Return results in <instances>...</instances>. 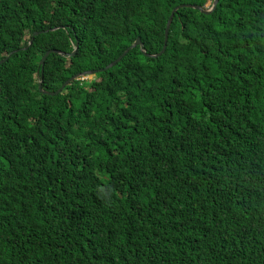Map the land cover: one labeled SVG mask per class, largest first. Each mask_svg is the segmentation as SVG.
<instances>
[{
	"label": "trees",
	"instance_id": "obj_1",
	"mask_svg": "<svg viewBox=\"0 0 264 264\" xmlns=\"http://www.w3.org/2000/svg\"><path fill=\"white\" fill-rule=\"evenodd\" d=\"M182 3L0 0V264H264V0Z\"/></svg>",
	"mask_w": 264,
	"mask_h": 264
},
{
	"label": "water",
	"instance_id": "obj_2",
	"mask_svg": "<svg viewBox=\"0 0 264 264\" xmlns=\"http://www.w3.org/2000/svg\"><path fill=\"white\" fill-rule=\"evenodd\" d=\"M218 2H219V0H214V3H213L214 5H213V8H212L211 10H205V9H204L203 7H201V6H196V5H193V4H187V3H186V4H182V5H178V6H176V7L172 10L171 15H170V17H169V19H168V21H167L166 30H165V44H164V48H163L162 52L164 51V49H165L166 46H167L168 36H169V31H170L171 23H172V21H173V18H174L175 12H176L180 7H182V6H190V7H193V8L199 9V10H201L202 12L210 13V12H212V11L216 8V6L218 5ZM139 43H140V39L138 38L135 44H139ZM76 50H77V49H75V50L73 51V53H71V54H72V55L75 54ZM53 51H56V50H52V49L48 50V51L45 53V55L42 57V59H41V67H42V71H43L44 64H45V61H46L48 55H49L51 52H53ZM122 56H123V55H120L115 61H113L112 63H110L109 65H107L106 68H109L110 66L116 64V63L122 58ZM2 61H3V60H1V62H2ZM94 72H96V71H95V70H86V71H83V72H78V73L72 75V76H71V77H70V78H69L64 84H67L68 82L70 83L72 80H74V79L80 77L81 75H84V76H85V75H88V74H92V73H94ZM41 83H42V82H40V85H39L40 89H41ZM59 90H60V89H59ZM59 90H57V92H58Z\"/></svg>",
	"mask_w": 264,
	"mask_h": 264
},
{
	"label": "clouds",
	"instance_id": "obj_3",
	"mask_svg": "<svg viewBox=\"0 0 264 264\" xmlns=\"http://www.w3.org/2000/svg\"><path fill=\"white\" fill-rule=\"evenodd\" d=\"M219 1H220V0H219ZM213 3H214V0H206L205 5H204V6H201V7H203L205 10H211V9L213 8V5H214ZM218 3H219V2H218ZM182 4H186V3H182ZM182 4H179V5H182ZM177 6H178V5H177ZM182 7H186V6H182ZM182 7H180V8H182ZM216 7H217V6H216ZM174 8H175V7H174ZM180 8H179V9H180ZM179 9H178V10H179ZM215 9H216V8H215ZM215 9H214V10H215ZM178 10H177V11H178ZM214 10H213V11H214ZM177 11H176V12H177ZM213 11H212V12H213ZM176 12H175V14H176ZM204 13H205V12H204ZM210 13H211V12H210ZM170 15H171V14H170ZM92 74H93V73H92ZM88 75H89V74H88ZM83 76H84V75H81V76L78 77V78H80V79H85V78H83ZM85 76H86V75H85Z\"/></svg>",
	"mask_w": 264,
	"mask_h": 264
},
{
	"label": "rangeland",
	"instance_id": "obj_4",
	"mask_svg": "<svg viewBox=\"0 0 264 264\" xmlns=\"http://www.w3.org/2000/svg\"><path fill=\"white\" fill-rule=\"evenodd\" d=\"M72 53H73V52H72ZM95 77H96L95 74H89V75L83 76V78H85V79H93V78H95Z\"/></svg>",
	"mask_w": 264,
	"mask_h": 264
}]
</instances>
